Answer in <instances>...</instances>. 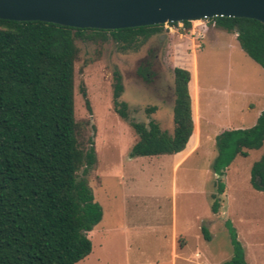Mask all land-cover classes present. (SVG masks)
Returning <instances> with one entry per match:
<instances>
[{
    "label": "rangeland",
    "instance_id": "obj_1",
    "mask_svg": "<svg viewBox=\"0 0 264 264\" xmlns=\"http://www.w3.org/2000/svg\"><path fill=\"white\" fill-rule=\"evenodd\" d=\"M76 43L74 116L80 145L87 149L93 141L96 161L85 178L102 207L101 220L87 233L92 250L76 264H170L173 233L175 264H222L234 254L231 233L247 264H264V190L250 184L264 142L214 169L216 135L253 126L264 109L263 69L243 51L236 33L206 19L173 34L162 26L135 48L120 49L110 37ZM176 66L191 74L193 148L130 157L137 134L114 110V76L120 77L119 100L130 120L155 119L171 131ZM179 154L185 159L177 164Z\"/></svg>",
    "mask_w": 264,
    "mask_h": 264
},
{
    "label": "trees",
    "instance_id": "obj_2",
    "mask_svg": "<svg viewBox=\"0 0 264 264\" xmlns=\"http://www.w3.org/2000/svg\"><path fill=\"white\" fill-rule=\"evenodd\" d=\"M209 20L238 32L240 47L262 67L264 77V24L245 17ZM183 22L190 28L189 21ZM162 26L98 29L0 18V264H76L91 252L87 233L101 220L102 207L85 178L96 161L93 141L87 149L80 145L74 116L76 41L97 43L110 37L120 49L135 48L161 33ZM190 78L188 69L173 68V127L168 131L155 119H129L119 100L120 77L114 76V110L137 134L130 157L177 154L189 144L194 134ZM80 93L89 108L83 84ZM263 142L264 109L253 126L224 128L216 135L214 169L224 168L236 154L247 156L248 149ZM250 173L252 187L264 190V149ZM211 210L217 211L216 202ZM202 234L210 238L204 226ZM230 241L234 254L222 264H247L233 233Z\"/></svg>",
    "mask_w": 264,
    "mask_h": 264
},
{
    "label": "water",
    "instance_id": "obj_3",
    "mask_svg": "<svg viewBox=\"0 0 264 264\" xmlns=\"http://www.w3.org/2000/svg\"><path fill=\"white\" fill-rule=\"evenodd\" d=\"M215 16L253 18L264 24V0H0L2 19L79 28L118 29Z\"/></svg>",
    "mask_w": 264,
    "mask_h": 264
},
{
    "label": "built area",
    "instance_id": "obj_4",
    "mask_svg": "<svg viewBox=\"0 0 264 264\" xmlns=\"http://www.w3.org/2000/svg\"><path fill=\"white\" fill-rule=\"evenodd\" d=\"M209 19V18H203L201 20H196V21H190L191 27H194V25L201 24L204 20ZM164 29L167 30L168 33H175L181 30H186L189 31V28L186 27L183 21H177V22H165L163 23Z\"/></svg>",
    "mask_w": 264,
    "mask_h": 264
},
{
    "label": "crops",
    "instance_id": "obj_5",
    "mask_svg": "<svg viewBox=\"0 0 264 264\" xmlns=\"http://www.w3.org/2000/svg\"><path fill=\"white\" fill-rule=\"evenodd\" d=\"M194 122V121H193ZM195 127V126H194ZM193 131H194V128H193ZM193 133V132H192ZM189 141V140H188ZM188 143V142H187ZM192 142L188 145V144H186V147L182 150V152L184 153V152H186V151H188L189 149H192L193 148V146H192ZM178 153V152H177ZM176 154V153H175ZM182 154V153H181ZM181 155L179 154L178 155V158H177V160H176V162H178L177 164H179L180 162H182L184 159H185V157L184 158H181L180 157ZM187 158V157H186ZM175 162V163H176ZM175 167H177V165L175 166ZM213 213H215V212H213ZM208 230V229H207ZM201 232H202V226H201ZM208 233H209V236H210V238L208 239V240H210L211 239V234H210V232H209V230H208ZM202 236H203V234H202ZM175 238H176V233H173V238H172V261H171V263L170 264H175V261H174V259L176 258V256H177V254H176V242H175ZM203 238H204V236H203ZM205 240H207V239H205ZM185 258H187V257H185Z\"/></svg>",
    "mask_w": 264,
    "mask_h": 264
},
{
    "label": "flooded vegetation",
    "instance_id": "obj_6",
    "mask_svg": "<svg viewBox=\"0 0 264 264\" xmlns=\"http://www.w3.org/2000/svg\"><path fill=\"white\" fill-rule=\"evenodd\" d=\"M147 75V74H146ZM173 94H174V87H173Z\"/></svg>",
    "mask_w": 264,
    "mask_h": 264
}]
</instances>
